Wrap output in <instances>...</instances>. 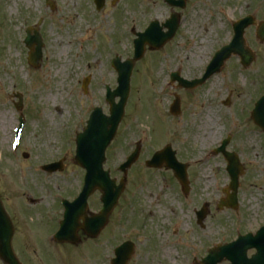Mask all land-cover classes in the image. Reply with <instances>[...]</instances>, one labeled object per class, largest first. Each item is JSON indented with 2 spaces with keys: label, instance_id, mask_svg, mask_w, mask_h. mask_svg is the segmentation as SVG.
Segmentation results:
<instances>
[{
  "label": "rangeland",
  "instance_id": "1",
  "mask_svg": "<svg viewBox=\"0 0 264 264\" xmlns=\"http://www.w3.org/2000/svg\"><path fill=\"white\" fill-rule=\"evenodd\" d=\"M52 1L56 4L53 11L46 8L45 0H0V191L12 206V197L33 196L46 203L50 202L51 193L57 192L56 187L67 193L79 189L84 172L74 160L73 137L94 108L102 107L108 113L104 85L110 84L112 88L117 85L111 60L116 55L129 57L132 52L133 36L127 28L141 31L148 21L157 18L164 21L172 12L164 0H120L115 7L110 2L102 12L96 11L92 0ZM244 1L246 7L241 9ZM251 7L249 0H189L181 12L185 19L178 35L162 52L148 50L136 66L126 115L108 149L106 168L120 179L116 168L125 160L133 143L143 139L145 146L129 172L127 189L112 221L114 231L110 228L100 242L94 243L96 264H106L102 256L109 253L114 243L125 238L137 242L139 250L146 248L147 240L153 239L158 241L159 248L170 251L163 262L155 264L187 262L196 251L184 260V246L196 248L201 243L202 249L225 239V232L200 230L194 220V211L205 202L211 206L214 223L228 213L217 209L223 185L229 181L225 161L223 157L215 158L210 164L195 161L232 133L228 150L241 149L243 154L252 155L259 162L253 165L263 171L264 140L251 123L246 125L240 120L241 112L246 113L244 106L238 104L245 78L227 65L196 91H179L177 87L167 90L164 83L167 72L177 64L182 67L184 78L199 76L212 51L231 38L232 22ZM36 22L45 38L43 62L38 70L28 65V51L23 43L27 28L37 26ZM88 75L92 81L86 95L82 81ZM230 91L235 92L234 100L224 107L222 102ZM15 92L24 98L27 119L19 152H28L29 159L12 154L9 148L12 128L16 125ZM177 93L182 96L184 108L180 118L168 113ZM48 97L52 99L47 100ZM204 123L210 125L206 130L207 140L208 136L200 130ZM74 128L77 129L73 131ZM249 130L254 132L250 134ZM199 131L201 135L195 143L194 135ZM166 142L179 150L183 162L191 164L192 189L188 198L179 192L170 172L151 170L145 165L149 156L167 145ZM65 153L68 168L63 174L49 176L40 170L43 163L57 160ZM255 153L258 155L253 157ZM261 171L255 174L262 175ZM256 178L262 180V177ZM243 182L239 191L243 209L233 216V222L245 229L247 212H253L249 215L254 227L264 221V182L259 186L257 181L254 185L245 183L247 180ZM68 185H72L69 191ZM99 195L92 200L95 208L101 206ZM256 202L258 207H252ZM178 220L183 223V230L171 237V224ZM53 228V223H47L43 232L49 234ZM85 248L90 249L88 242L79 253ZM91 257L92 253L86 251L84 257L77 255L70 261L67 257L65 262L55 260L48 264H88Z\"/></svg>",
  "mask_w": 264,
  "mask_h": 264
},
{
  "label": "water",
  "instance_id": "2",
  "mask_svg": "<svg viewBox=\"0 0 264 264\" xmlns=\"http://www.w3.org/2000/svg\"><path fill=\"white\" fill-rule=\"evenodd\" d=\"M100 5H102V3ZM174 29H175V26L172 27V31ZM241 29H244V27L242 26ZM239 31H240V29H239ZM239 36H238L239 37V40H238V42L235 45H237V47H238V45H241L240 47L243 48L242 37H241V35H239ZM170 37H171V34H168L167 38H170ZM27 42H28V46L29 45L32 46L34 44H39L38 54L33 55V62H34L35 65H38V61H39V59L41 57L40 56V49H41L40 39H39V37H33V38L30 37ZM232 53H238L237 52V49H235V48L229 49L228 48L226 50V55L224 54L220 58V61L221 62L222 61L224 62L225 60H227L231 56ZM223 62L221 63V65H223ZM124 93H125V91H123V92H121V91L115 92V94H113L112 97H111V99H110L112 105H113L115 96H125V99H126V95ZM125 99H123L122 102L118 106H114L113 105L112 117L110 119H107L106 121H104L102 118L97 117V116H94L93 119L91 120V122L89 123V133L90 132L91 133H94V135L96 137V144H98V147L96 145L95 150H96V148L99 150L100 155H101L100 157H102L103 152H104L106 146L109 144V142L113 138V136L115 134L116 127H117L119 121L122 118V115H123V106H124V103H125ZM103 160H104V158L102 159V161ZM95 175L99 177L100 181L98 180L99 183L96 186H93L92 187L90 194L96 188H100V189L103 190L104 198H108L110 196V194H109L108 186L107 185L105 186L106 178L105 177H101L100 176V173L99 172H96V174H93L91 176V179H93ZM117 190H119V192L116 194V196H118V194L121 193L122 187H118ZM112 208H113V206H111V208L109 209V211ZM107 215H108V212H105L101 216L102 219H103V221H106ZM0 255L4 259H6L7 262L9 261L8 262L9 264H14L13 260L9 258V253H8V250L7 249L1 251V254Z\"/></svg>",
  "mask_w": 264,
  "mask_h": 264
},
{
  "label": "flooded vegetation",
  "instance_id": "3",
  "mask_svg": "<svg viewBox=\"0 0 264 264\" xmlns=\"http://www.w3.org/2000/svg\"><path fill=\"white\" fill-rule=\"evenodd\" d=\"M256 1V0H255ZM256 6L261 10V13L264 14V0H257ZM256 7V8H257ZM264 21V19H258V24L260 22ZM257 32V29L255 28V34ZM256 43L254 45V54H255V61L250 68L252 71L247 73L245 75L246 79L248 80L249 84L246 85L247 90H243L241 92L242 97L247 95V97L254 102L257 100L261 94L262 91L264 92L262 82V72L264 70V41L260 40L259 38L255 39ZM242 72H246V69L242 67ZM263 81H264V75H263ZM242 103H245V100L242 101ZM248 116H250V110L247 111ZM16 229L18 230L19 227H21L20 223L15 222L14 223Z\"/></svg>",
  "mask_w": 264,
  "mask_h": 264
},
{
  "label": "bare ground",
  "instance_id": "4",
  "mask_svg": "<svg viewBox=\"0 0 264 264\" xmlns=\"http://www.w3.org/2000/svg\"><path fill=\"white\" fill-rule=\"evenodd\" d=\"M52 99V97H48L47 98V100H51ZM3 126H5L6 127V120L4 119V121H3ZM204 127H208V128H210V125L208 126V124L206 123V124H204ZM205 130V129H204ZM205 137V136H204ZM260 262H258V264H259Z\"/></svg>",
  "mask_w": 264,
  "mask_h": 264
}]
</instances>
